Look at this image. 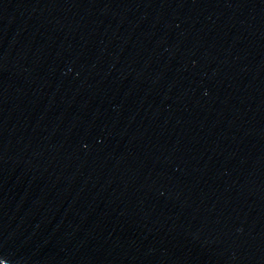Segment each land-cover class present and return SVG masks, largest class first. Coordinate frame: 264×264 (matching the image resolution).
<instances>
[{"label": "water", "instance_id": "95a60500", "mask_svg": "<svg viewBox=\"0 0 264 264\" xmlns=\"http://www.w3.org/2000/svg\"><path fill=\"white\" fill-rule=\"evenodd\" d=\"M264 264V0H0V264Z\"/></svg>", "mask_w": 264, "mask_h": 264}, {"label": "rangeland", "instance_id": "374dc122", "mask_svg": "<svg viewBox=\"0 0 264 264\" xmlns=\"http://www.w3.org/2000/svg\"><path fill=\"white\" fill-rule=\"evenodd\" d=\"M2 264H4V263H2Z\"/></svg>", "mask_w": 264, "mask_h": 264}]
</instances>
